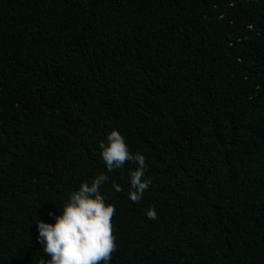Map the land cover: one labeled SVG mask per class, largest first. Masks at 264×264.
<instances>
[{
	"label": "trees",
	"instance_id": "16d2710c",
	"mask_svg": "<svg viewBox=\"0 0 264 264\" xmlns=\"http://www.w3.org/2000/svg\"><path fill=\"white\" fill-rule=\"evenodd\" d=\"M101 172L109 264H264V0H0V264L49 259L34 219Z\"/></svg>",
	"mask_w": 264,
	"mask_h": 264
},
{
	"label": "clouds",
	"instance_id": "9594fccd",
	"mask_svg": "<svg viewBox=\"0 0 264 264\" xmlns=\"http://www.w3.org/2000/svg\"><path fill=\"white\" fill-rule=\"evenodd\" d=\"M107 143L100 142L101 156L109 172L122 169L130 163V187L128 198L139 203L151 183L144 179L148 165L139 152L133 153L121 133L113 129L106 137ZM109 181L108 175L101 172L90 182H82L78 190L70 192L62 201L61 214L55 216V223H45L34 219L38 228L37 242L49 259H41L39 264H109L116 251V237L112 223L115 206L106 203L100 189ZM116 192H122L119 184H113ZM51 215V213H50ZM149 219H157L153 207L146 212Z\"/></svg>",
	"mask_w": 264,
	"mask_h": 264
}]
</instances>
